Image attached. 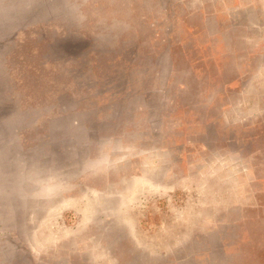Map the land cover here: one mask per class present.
<instances>
[{
	"label": "rangeland",
	"instance_id": "1",
	"mask_svg": "<svg viewBox=\"0 0 264 264\" xmlns=\"http://www.w3.org/2000/svg\"><path fill=\"white\" fill-rule=\"evenodd\" d=\"M0 264H264V0H0Z\"/></svg>",
	"mask_w": 264,
	"mask_h": 264
}]
</instances>
